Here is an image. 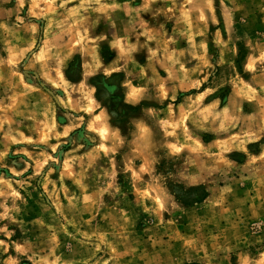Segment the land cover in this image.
Returning a JSON list of instances; mask_svg holds the SVG:
<instances>
[{
  "label": "rangeland",
  "instance_id": "374dc122",
  "mask_svg": "<svg viewBox=\"0 0 264 264\" xmlns=\"http://www.w3.org/2000/svg\"><path fill=\"white\" fill-rule=\"evenodd\" d=\"M0 264H264V0H0Z\"/></svg>",
  "mask_w": 264,
  "mask_h": 264
}]
</instances>
